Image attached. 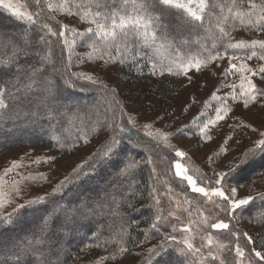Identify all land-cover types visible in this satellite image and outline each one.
<instances>
[{"label": "trees", "instance_id": "obj_1", "mask_svg": "<svg viewBox=\"0 0 264 264\" xmlns=\"http://www.w3.org/2000/svg\"><path fill=\"white\" fill-rule=\"evenodd\" d=\"M23 1L29 6L32 23L17 19L0 7V68L12 69L7 74H0V89L12 94L5 98L9 107L0 110V156L10 149H22L17 161L13 159L11 162H16L19 167L9 173L6 170L12 168V164H8L6 172L0 174V194L3 199L0 216H7L17 204L25 200L34 199L36 193L46 196L57 187L48 190V187L43 188L46 175H41L42 171L32 170V176L24 173L14 175V172L29 170L36 164L35 158H42L36 155L45 159L50 157L42 152L34 153V158L29 157L26 153L31 154L30 148L49 147L54 153L51 157L68 154L84 144L91 146V150L60 182H64L63 189L50 196L47 214L37 205L34 206L35 210L30 208L19 218L14 217L15 222L0 225V264H83L91 258L92 253L105 256V261L109 262L135 257V264H153L158 257L151 250L165 241L167 236L176 235L174 227L178 229L176 222L164 211L159 191L168 183L184 192L177 186L172 168L173 138L192 136L199 139V144L208 141L200 139L201 121L206 122L214 118L217 111L228 109L232 111L221 121L237 131L239 128L235 129L233 112L240 114L238 109L245 110L242 104L237 107V102L228 98L233 91L231 85L235 84L238 91L242 83L241 78L236 80L232 74L226 76L232 78L231 81L219 83L202 99H190L188 102H193L190 105L196 107L192 114L186 115L188 111L184 110V106L178 110L175 102L177 95L182 94L184 89L188 92L196 90L194 85L198 86L197 90L200 89L202 84L196 78L198 75L209 77V74H214V61L201 72L190 69L191 83L186 80L181 85L176 81L184 75L177 65L187 66L196 60L203 62L208 53L215 55L216 51L223 55L251 56L253 49L229 48L225 54L228 44L237 43L231 38L233 32H243L249 39L246 42L248 44L264 41V31L249 27L247 16L243 24L240 18L235 17V13L249 12L250 0H217L223 6V11L217 8L196 29L178 20L173 10L159 22L150 25L149 30L156 34L153 47L145 48L137 43L136 37H132L131 47L123 55L106 51L98 38H87L91 36L90 33L77 34L86 33L90 26L91 15L88 20L83 19V16L96 11L92 0H67L69 11H52L48 8L50 3L60 5L65 0H39V4L36 0ZM255 3L260 4L261 0H255ZM229 8L232 9L231 13L228 12ZM128 11L131 12V6ZM224 17L229 19L225 21ZM221 27L227 35L220 31ZM61 31L64 32L63 37L59 36ZM53 32L56 35H52ZM255 51L257 56L248 60L251 69L258 73L259 68L264 66V60L259 59L264 52L258 45ZM144 52L153 59L145 60ZM109 56L112 59L106 63ZM152 63L164 75H152ZM98 68L104 71H97ZM168 68H171L170 73ZM69 73L81 76L90 74L96 83L70 76ZM110 75L120 81L130 79L128 82L133 83L134 93L140 96L133 99L131 95H123L115 90L110 85ZM246 75L260 86V75L247 72ZM46 86L51 87L46 91ZM213 92L222 99H212ZM193 96L188 95L187 99ZM251 110L259 112L256 108ZM157 116L163 119H155ZM129 120L133 123H129ZM172 123H176V126L169 130ZM114 127L118 135L125 137L119 157L124 164L119 171L111 165L96 166L97 154L102 156L107 150ZM119 128H126L127 131L120 134ZM221 128L219 124L210 130L212 139L218 133H221L220 137L233 138L232 131H223ZM260 131H264V128L256 129L253 140L221 169L214 168L212 160L207 161L209 168L215 173H228L230 166L235 169L239 163L236 158L242 157L252 147ZM248 132L247 137L251 133L250 130ZM127 138H132V142L128 143ZM214 150L220 157V148ZM81 169V175L73 178L74 170ZM203 173L206 182L208 175ZM259 175H264V158L258 155L243 169L233 170L227 177L226 187L244 183ZM26 176L38 177L39 181L28 189L30 181ZM17 189H20L19 194ZM252 198L250 204L242 206L230 218L221 200L219 207L209 206L210 213L207 215L205 207L198 204L196 196H192L195 216L204 221L203 227L215 232L219 239L208 245L207 257H204L207 264H239L234 251L238 241L232 233L237 230L245 233L242 223H249L260 230L258 237L248 233L255 241L250 247H243V238L239 240L250 255L251 264H257L258 258L252 248L264 251V190ZM69 202L71 207L68 206ZM42 215L43 219L40 218ZM157 217L160 219L157 220ZM215 217L228 223L229 229L217 230L205 226L207 222L214 223ZM65 224L66 227H61ZM53 232L62 237L61 243L55 247V237L50 238ZM165 247L169 252L168 256L163 257L167 264H200L190 253L181 255L179 249L186 247L178 239L175 243L168 241ZM213 256L218 259L213 260ZM259 264H264V261Z\"/></svg>", "mask_w": 264, "mask_h": 264}, {"label": "snow or ice", "instance_id": "obj_2", "mask_svg": "<svg viewBox=\"0 0 264 264\" xmlns=\"http://www.w3.org/2000/svg\"><path fill=\"white\" fill-rule=\"evenodd\" d=\"M36 3L39 4V0H36ZM96 11L93 13H86L83 16V19L88 20L89 15H91V19L89 20V27L86 29V33H77L78 35H86L90 33L91 36H88V39L98 38L99 42H101L103 48L109 52H115L117 54L123 55L124 51L131 47L132 45V37H136V41L138 44L143 45L145 48H151L155 44L156 34L154 31H150V25L154 22H159L163 17L172 13L175 10L178 20L185 23L189 28L196 29L202 26L203 21L206 16H211L213 11L217 8L220 11H223V6L220 5L217 0H92ZM92 6V4H89ZM129 6H131V12L128 11ZM0 7L9 11L12 16L17 19L24 20L26 19L30 23L34 22L32 15H25L24 12L20 11L15 5L9 2V0H0ZM49 10L52 11H69V5L67 4V0L65 3L60 5L48 4ZM228 12L231 13L232 9L229 8ZM134 13V14H133ZM143 13L144 15H141ZM247 16V24L249 27H256L260 31H264V0H261L260 4H256L255 0H250V10L247 13H235V17L240 18L241 23H244V17ZM147 17V19H146ZM234 17V18H235ZM254 17V19H253ZM225 21L229 19V17H224ZM94 26V27H93ZM45 28H48L47 25H44ZM166 27V26H165ZM51 31V29H48ZM220 31L224 33V28L221 27ZM227 35V33H224ZM52 35H56V33H52ZM59 36L63 37L64 32H59ZM44 39V37H41ZM39 43V41H37ZM67 44V41H65ZM259 46V49L264 52V41H252L251 44H248L244 41H240L238 43L228 44L225 48V54L227 53V49L233 50H241V49H253L251 51V56L248 58L257 56V52L255 51L256 46ZM215 50V46H213ZM103 58V57H101ZM112 59L109 56V61ZM145 60H152L153 58L148 55L147 52H144ZM224 59V55L219 51H216L215 55L208 53L206 59L201 62L200 60H196L195 63L189 62L187 66L177 65L183 72L184 78L191 83L192 76L189 74L190 69H195L196 72H201L206 69L211 62L216 60ZM259 59L264 60V55L259 56ZM123 62V61H121ZM230 67L222 70V75L227 76L232 69H236L241 75L242 83L239 86V90L237 91V86L232 84L231 87L233 91L229 94V97L232 101L237 102V107H240L241 104L245 110H251L252 108H256L261 112H264V66L259 68L258 73L254 72L253 69L248 68L246 65H241L239 68L235 64L231 63L229 60ZM12 69L5 67L0 68V74H7L11 72ZM97 71H104L103 68H98ZM168 72H171V68H168ZM250 73L252 75H260V86H257L252 82V79L248 75H243V73ZM151 74L155 76H162L164 73L162 71H158L156 64H151ZM70 76H77L80 79L86 80L92 84H95L96 81L92 75L81 76L76 73H69ZM179 75V72L177 73ZM51 86H46L45 90L47 91ZM11 93L7 92L6 89H0V110L6 109L9 105L5 102L6 97H11ZM195 98H193L194 100ZM212 99L218 100L222 99L218 97L215 92L212 93ZM185 111L188 110V105L185 106ZM232 111L231 109L220 110L215 113L214 118L207 119L206 122L201 121L203 124L200 127V139L211 140L212 136L209 135L210 130L217 126L219 121L225 120L228 115V112ZM223 113V114H222ZM235 113L233 112V115ZM204 114H201L203 116ZM155 119H163L161 116L155 117ZM129 123H133L131 120ZM242 128H247L250 125H238ZM261 127L264 128V118L261 120ZM119 133L122 134L127 131L126 128H119ZM253 132H256V129H253ZM182 134V130L180 132ZM149 136L152 135L151 132L148 133ZM168 135V134H165ZM231 136H225L223 141L227 144L228 140H231ZM125 141V137L117 134V129L113 128V135L111 137L110 143L107 146V150L103 152L102 156L98 153L96 158V166L103 165H111L117 171L120 170L121 166L124 164L123 160H120L122 152V144ZM127 142L131 143L132 138H127ZM264 158V131H260L257 133V139L252 142V147L247 149L242 157H237L239 163L235 165V169H232L230 166V171L225 173L223 171L219 173H214V178L209 177L207 184H205L204 180L201 178L199 181L194 179L192 175L187 174L185 171L184 165L181 163V160L186 156L183 151H176L175 157L179 158L175 161V177L177 178V186L181 187L182 190L186 193L190 192L192 194H201L203 197H207L211 199V197H216L221 199V201L225 204L224 211L228 213L231 218L233 214L242 208L244 205L250 204L252 201V197H247L244 199H236L237 189L235 187L227 188V177L231 174L233 170H241L246 165L251 163L256 159L257 156ZM55 162V157H47L38 158L34 163H47L50 166ZM19 167L15 162L12 164V168L7 169L6 171L11 173L13 169ZM82 169L80 171L74 170L73 178L79 177L81 175ZM46 179V177H45ZM203 185V186H202ZM64 187V182L57 185L56 189H54L52 194H48L46 196H38L34 199L25 200L23 203L17 204L11 213L7 216H0V225H9L14 221V217L19 218L22 214L26 212L27 209L34 208V206L39 205L43 210L44 214L48 213L47 202L50 199L51 195L61 191ZM17 194H19L20 189H17ZM3 204L2 194H0V206ZM69 207H71V203L69 202ZM63 211V209H62ZM41 219L44 218L42 215ZM160 217H157L159 220ZM67 224L62 225L61 227H66ZM234 226V225H233ZM155 227V225H154ZM212 229L217 230H225L229 229V224L224 223L223 221L219 223H212L210 225ZM178 230L174 227L173 232H177ZM232 235L237 239L238 243L235 247V255L238 257L244 256L243 247H250L255 243L252 237L248 235V233H240L239 230L232 233ZM55 237L53 239V247L61 243L62 237L60 234L53 232L50 234V238ZM243 238V247L240 246L239 240ZM171 241L175 243L177 241V235L173 234L167 236L165 241L161 242L159 245L155 246L151 251L155 254L157 259L153 261V264H167V261L163 259L169 255L167 248L165 245ZM183 244L186 245V248H180L179 251L181 255H187L192 250V244L188 242L187 239L182 241ZM209 244H211V240H209ZM264 247V246H262ZM252 251L255 253V257L258 258L257 264L260 261H264V253L261 251H256L255 248H252ZM211 255V253H210ZM213 260L218 259L213 256ZM223 264V262H221Z\"/></svg>", "mask_w": 264, "mask_h": 264}, {"label": "rangeland", "instance_id": "obj_3", "mask_svg": "<svg viewBox=\"0 0 264 264\" xmlns=\"http://www.w3.org/2000/svg\"><path fill=\"white\" fill-rule=\"evenodd\" d=\"M10 3L15 5L20 11L24 12L25 15H29V6L28 4L23 1V0H9ZM231 38L233 39L234 42H240L244 41L247 42L249 39L244 36V33L241 31H236L231 34ZM229 60H231L232 64H235L237 68H239L241 65H246L248 68H251V65L249 63L248 58L245 55L242 54H229V55H224V59L222 60H216L213 62V68H214V74H209V77H202L200 75L197 76V82L199 84H202L200 89L197 90V85H194L195 89H192V92H188L187 89H184L182 91V94L177 95L176 103H177V108L180 110L181 107H185L188 105V114H192L196 110V107L194 105H190V102L193 101V98L195 96L196 100L202 99L207 92H210L211 90L215 89L219 83H224L231 81L229 77H226L222 75V70L225 68L230 67ZM230 75H234V79L236 78H241L242 73L237 71L236 69H232L231 72L229 73ZM248 74V73H247ZM243 75H246V72L243 73ZM111 83L110 85L117 91H119L121 94L125 95H131L133 99L138 98L140 95L135 94L134 90L135 87L132 85L133 83H129L127 79L125 81H120L118 78L114 77L113 75L109 76ZM237 80V79H236ZM186 79L184 77L178 79L176 83L178 85L185 84ZM187 90V91H186ZM194 96L192 98H188L189 96ZM192 100L188 102L189 100ZM138 100V99H137ZM141 100V99H140ZM193 103V102H192ZM137 104V103H135ZM134 104V105H135ZM241 112L240 114L238 112H235L234 114V124H235V129L237 131H234L233 128L227 127V125L224 122H219V124L222 125L221 130L231 132L233 134V138L231 140L227 141V144L224 143L223 138L225 136H221V133L216 134V139L213 138L211 140H208L206 142H203L202 144H199L200 141L198 138L188 136V137H175L173 138V162H172V168L174 173L176 172L175 170V161L179 158L175 157V152L176 151H183L186 156L181 160V163L184 165L185 171L187 174L192 175L194 179L200 180L201 178L204 179V173H207L208 178L213 177L214 178V173L215 170H212L209 168L207 161L212 160L214 164V168H222V166L233 156L238 153V151L244 147L247 146L250 140H253L254 137V132L251 131L252 128L260 130L261 127V120L264 118V112H253L252 110H237ZM231 116V114L229 115ZM148 118V116H147ZM250 125L247 128H242L239 127L238 125ZM176 126V123H172V125L169 127L173 129ZM245 130V131H244ZM250 130V136H246V131L248 132ZM163 131V130H162ZM249 134V132H248ZM232 137V136H231ZM238 142H237V141ZM232 144H236L232 147ZM219 146V147H218ZM218 153L221 155L219 157L218 154H215L214 149H218ZM28 150V149H27ZM30 153H26L29 155V157H42L36 155L34 156V153H39L42 152L43 155H50L53 156V151L49 147L45 146H39L35 148H30ZM91 150V146L88 144H84L78 148H75L72 152L68 154H58L55 155V162L50 166L47 163H38L41 166H36L34 164L29 170L26 169L24 171H17L14 172L15 174H21L24 173L27 176H32L34 170L35 172H40L42 171L41 175L43 174L46 175L45 179V187L48 189H53L55 188L62 180L63 178L68 175L77 165H79L84 157L89 154ZM22 149L16 148V149H10L9 151L3 153L0 156V174L2 175L5 171V168L7 165H11L12 160L15 159L17 161V158L19 157L20 152ZM57 156V157H56ZM45 159V158H44ZM36 161V158H35ZM16 163V162H15ZM37 164V165H38ZM30 165V164H29ZM12 167V165H11ZM29 167V166H28ZM19 170V169H18ZM217 172V171H216ZM39 174V173H38ZM26 176V177H27ZM40 176V175H39ZM4 177V176H3ZM38 177L31 178L27 177V180L30 181L27 186L28 189L33 188L36 185V182L39 181L37 179ZM207 178V181H208ZM205 180V179H204ZM207 181L205 184H207ZM35 182V183H34ZM203 186V185H202ZM235 187L237 189L236 193V199H244L247 197H253L254 195L260 193L261 191L264 190V175H259L255 176L252 179L241 183V184H232L227 186V188H232ZM28 191V190H27ZM26 192V190H24ZM29 192V191H28ZM44 191H41V193ZM40 193V192H39ZM194 194L188 192H182L178 189H176L174 186H171L168 183H165L163 188L160 189L159 191V198L160 201L163 205L164 211L167 213L169 217H171L177 224V239L179 241H183L185 239L188 240L189 243L192 244V250L190 251V254H192L200 264H207L205 258L207 257V251H208V245H209V240H211V243L218 242L219 239H217V234L213 232L212 230H209L208 227H203V222L201 220H198L197 217L195 216V210H194V204L192 200V196ZM39 194H35L33 198L38 197ZM194 196L197 197V202L199 205H201L203 208L205 207V214L209 215V206L215 205L217 207L220 206V200L219 198L216 197H211V199L207 197H203L201 194H195ZM27 198V197H26ZM221 222L218 217L214 218V223H219ZM208 223V222H207ZM205 226H210L211 224H207ZM242 226L246 230L247 233L252 234L256 237L259 236L260 230L254 228L252 225L249 223H242ZM240 244V243H239ZM185 245V244H183ZM237 246V243L234 246ZM241 246V245H240ZM186 247V245H185ZM242 247V246H241ZM244 250V249H243ZM261 251V250H259ZM264 253V251H261ZM205 257V258H204ZM238 262L239 264H251L252 259L250 255L244 250V256L243 257H238ZM106 257L103 255H100L98 253H92L91 258L84 261L83 264H135L136 258L135 257H130L124 260L120 261H105Z\"/></svg>", "mask_w": 264, "mask_h": 264}]
</instances>
